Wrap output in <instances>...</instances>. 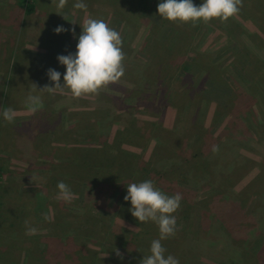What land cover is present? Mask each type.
<instances>
[{
  "label": "rangeland",
  "instance_id": "obj_1",
  "mask_svg": "<svg viewBox=\"0 0 264 264\" xmlns=\"http://www.w3.org/2000/svg\"><path fill=\"white\" fill-rule=\"evenodd\" d=\"M75 2L68 0L61 15L52 0H0V110L16 112L11 123L0 116V238L24 241L25 264H139L159 228L132 216L126 185L148 179L160 189L164 174L167 186L160 190L181 194L177 211L186 218L162 241L166 256L180 264H231L225 258L231 253L239 264H264V228L255 221L246 219L242 228L213 223L208 236L220 235L216 228L229 236L223 252L204 242L198 226L200 210L230 189L246 200L248 213L264 215V194L255 202L264 192V0H243L228 20L195 25L160 17L161 0H84L86 11ZM90 18L104 19L121 34L124 76L79 98L68 89L36 90L43 107L28 111L34 84L55 87L48 69L60 72L63 84L66 66L57 57L75 54L81 25ZM61 25L68 31L57 34ZM50 58L55 63L48 67ZM190 62L192 80L181 69ZM199 85L206 91L193 92ZM233 162L222 179L213 173ZM206 175L219 182L212 190L199 182ZM61 180L74 193L70 202L58 199ZM91 215L105 216L94 228L101 247L72 232ZM25 221L37 229L34 235H26ZM12 224L22 226L20 233L9 230ZM4 257L0 250V264L12 256Z\"/></svg>",
  "mask_w": 264,
  "mask_h": 264
},
{
  "label": "clouds",
  "instance_id": "obj_2",
  "mask_svg": "<svg viewBox=\"0 0 264 264\" xmlns=\"http://www.w3.org/2000/svg\"><path fill=\"white\" fill-rule=\"evenodd\" d=\"M56 4L57 13L61 14L68 0H52ZM243 6V0H202L197 6L193 0H161L158 4L159 16L170 22L192 23L193 25L213 19L222 21L238 14ZM73 7L79 10H87L84 0H76ZM62 15V14H61ZM64 16V15H63ZM65 18V16H64ZM82 26V34L78 38L77 51L75 54L59 55L57 57L61 65L66 66L61 84V73L55 69H48L49 79L55 82V87L45 85L38 89L34 84L30 91L25 106L28 111L35 113L43 107L42 98L39 94H33L38 90L40 93L63 92L68 89L73 97L79 98L85 95L98 94L100 89L110 83L116 82L125 74L123 61L125 53L122 50L123 40L121 34L111 28L102 18L86 19ZM54 31L57 34L68 31L62 25ZM75 33V29H72ZM0 116L11 123L16 116L13 108L8 107L0 110ZM32 181L36 177H31ZM125 201L131 202L129 209L132 216L140 223L152 221L159 228V237L151 241L148 255H144L139 264H180L179 259L173 255L166 256V248L162 241L175 235L177 220L173 215L179 209L182 196L179 193L168 195L158 189L151 180L127 184ZM58 199L70 202L74 196L70 186L63 180L57 184ZM45 220L49 217L45 214ZM26 235H34L37 229L29 221H25ZM117 256L122 258L118 249Z\"/></svg>",
  "mask_w": 264,
  "mask_h": 264
},
{
  "label": "trees",
  "instance_id": "obj_3",
  "mask_svg": "<svg viewBox=\"0 0 264 264\" xmlns=\"http://www.w3.org/2000/svg\"><path fill=\"white\" fill-rule=\"evenodd\" d=\"M24 3L26 4V3H28V1H26ZM27 8H29L27 12L33 13L35 6L32 4H29ZM243 13H241V15H244ZM168 33H169V31H165V33L163 34V37L165 40L172 42V37H170L171 35ZM171 33H176V32L171 29ZM46 60H47L46 62L49 63L48 67L53 66L55 63V60L52 58L46 59ZM191 63L193 65V62H190V64H188L187 66H183L181 68L182 71L185 72V75H184L185 77L190 76L189 74L192 73L191 68L193 66L191 65ZM189 78L192 80V78L194 79L195 76L193 75V76H190ZM210 85L214 86V83L211 82ZM206 88H207V85H206ZM201 89H203V91H206L205 88H203L199 85L198 87L193 89V92L194 91L197 92L198 90H201ZM187 105H189V103ZM98 123L101 124L100 122H97V125H98ZM93 130H96V128H94ZM78 131H79L78 129H71L72 133H76ZM222 146L223 145H221V147ZM194 156H195L194 158L198 159V157H201V154L199 153V154H196ZM204 158L206 160L213 159V157L207 158L205 156H204ZM228 160L229 159H226V158L222 159L223 162H227ZM187 163H189V162L187 161ZM234 166H235V163L233 162L227 169H222V166L220 164H219V166H215L212 169H213V173L214 174L216 173L219 176V178L222 179L223 174L229 173L231 171V169H234ZM203 168H205V167H203ZM261 168H263L262 170L264 171V166ZM199 182L202 186L209 187L208 190L214 189L217 186V184L219 183L216 180L210 181L209 175L204 176V179L199 181ZM257 182H258V180H257ZM178 183H180V182H178ZM159 185L163 189H165L167 186V180L165 179L164 174H162V176L160 175V177H159ZM159 185H158V187H159ZM162 188H160V189H162ZM94 190H96V189L92 188V192H94ZM257 193H259V194L256 196L255 202H257L260 199V197H261L260 193L264 194L263 191H259ZM213 197H215V199L213 201H211L210 204H208V206H205V209L200 210V221L198 222V226L203 228V230L206 232V234H204V236H203L204 242L209 243V245H212L213 247H216L217 249H219L218 252H223V249L231 246V244L228 243L229 242L228 241L229 240L228 234L223 232L220 228L215 229V232L219 233L220 235L208 236L207 230L210 231V226L212 227L213 223L218 222L217 225L222 224L224 228L225 227L242 228L241 226L243 224H247V223H244V221L249 218L251 223L253 221H255L258 227L262 226V229L264 228V215L262 218L258 219L259 214H254V213L250 214V212L248 213L246 200H243L242 198H240L239 193L237 191H235L234 189H230L226 192H219ZM263 199H264V196H263ZM215 201H217V202L215 203ZM180 205L183 208V205H184L183 200L181 201ZM180 212L177 211L176 216H175L176 220H177V225H176L177 227H180L181 225L183 226L184 225L183 221L186 219V218L183 219L182 212H181V216H180ZM89 217H90V219L88 221L89 224H87L86 222L81 224V225L74 224L73 228L75 230H73L72 232L74 234L76 233V236H78L79 238H83V236L86 238L90 237L91 238L90 240L93 242V245L101 247V244H99V238H97L96 235L94 236V234H95L94 228L97 229L98 225H101L100 222H102V220L105 221V216L102 215L103 218H101L99 215L97 216V218H95L92 215ZM96 221H100V222H96ZM231 221H235V222H231ZM246 230L250 231L251 228L246 229ZM213 231L214 230L212 228V232ZM115 238L117 239V238H119V236H116ZM188 239H189V234L184 238L183 247L185 245H187ZM233 250H235V249L233 248ZM80 252L81 251L77 250L76 254H78ZM232 257H233V255L231 253H228L225 255L226 259L230 258L232 260L231 264H239L241 262V260L239 258L235 260ZM76 264H81V263H78V261H77ZM86 264H89V263H86ZM223 264H226V260H225V262H223Z\"/></svg>",
  "mask_w": 264,
  "mask_h": 264
},
{
  "label": "crops",
  "instance_id": "obj_4",
  "mask_svg": "<svg viewBox=\"0 0 264 264\" xmlns=\"http://www.w3.org/2000/svg\"><path fill=\"white\" fill-rule=\"evenodd\" d=\"M18 20H15V22H17ZM51 33V31H50ZM58 47L60 48V45H58ZM12 49V48H11ZM45 49V48H44ZM47 50H54L53 48H47ZM13 227H17L15 229H10V228H13ZM9 230H15L14 232H19L22 230V226L19 224H12L10 226ZM2 232H3V229L1 228L0 229ZM20 236V235H19ZM8 238H3L1 237L0 240H1V243H0V250H1V259L5 260V257L4 255H7V258H9V256L11 255L12 257L10 259L18 262V264H25L24 262V259H23V255H24V241H18L17 239L14 240L12 236H7ZM9 238L11 240H9ZM9 242V246L12 245V248L9 250V249H6V243ZM23 251V252H22ZM6 252V253H5ZM8 252V253H7ZM10 259H7V262L8 260L10 261L9 264H14L13 262L14 261H11ZM6 262V264H7ZM3 264V263H1ZM5 264V262H4Z\"/></svg>",
  "mask_w": 264,
  "mask_h": 264
}]
</instances>
